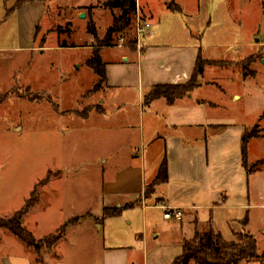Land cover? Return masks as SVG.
Listing matches in <instances>:
<instances>
[{"label":"rangeland","instance_id":"374dc122","mask_svg":"<svg viewBox=\"0 0 264 264\" xmlns=\"http://www.w3.org/2000/svg\"><path fill=\"white\" fill-rule=\"evenodd\" d=\"M41 1L45 3L46 10L43 4L39 6L36 3ZM106 1L34 0L24 3L23 10H20L21 6L15 8L18 0H0V217H13L36 189L38 202L23 220V226L36 240L49 235L57 236L66 221H83L96 213L99 204L107 202L101 189L106 175L114 172V165L124 167L143 156L146 174L151 178L156 174L159 164L153 157L154 152L158 154L159 151V157L162 156L159 160L164 157L161 139L171 129L163 125L162 118L155 116V107L153 111H148L147 105H144L139 117L137 95L126 91L132 89L120 91V95L113 97V100L110 97L115 90H106V85L88 94L97 78L86 63L92 56L91 51L98 47V42L88 34L87 26L91 12L96 20L98 38L103 39L112 24V11L104 6ZM139 1L141 6L152 7L156 13L165 8L161 5L165 1L170 4L169 0ZM202 2L204 7L212 4L221 8L213 28H219L215 34L221 40L235 43L246 37L255 46L244 48L246 52L252 54L262 51L261 47L256 46L264 40V0H228L234 7H239L245 16L253 15L252 23L249 19L241 24L233 22L228 13L223 12L225 0ZM76 6L89 7L90 11H84L87 14L85 18L76 17ZM40 8L43 11L36 42L32 43L34 47L15 49L17 33L30 32L26 25L27 15L35 16ZM115 11L117 16L119 11ZM36 16L39 18V14ZM205 16L203 14L196 20L187 17L188 26L195 28L196 32L206 30L208 19ZM138 18L142 21L137 11L132 32L116 35L112 47L101 51L103 57L111 58L113 52L126 51L130 54L138 49L141 44L136 34ZM27 20L30 22L29 18ZM69 23L72 26H68ZM142 23L145 24V21ZM253 24L257 25L256 32L252 31ZM131 38L137 39L134 45L129 44ZM142 39L145 41V37ZM211 39L210 34L208 40ZM257 40H260L259 43ZM39 43L41 48H45L35 49ZM214 55L227 60L236 59L238 53L233 46L221 49ZM259 58L245 60L244 67L235 65L229 69L233 77L224 82L219 81V87L205 86L202 92L193 97L202 95L219 103L225 117H234L238 113L241 115L243 110L247 118L244 125L248 126V130L262 135L264 118L261 122L257 120L264 113V63L261 59L252 64ZM254 68L262 70L257 81H253L251 76ZM242 74L245 75V81L237 79ZM251 82L256 89L243 91L245 85ZM234 91L243 95L241 101H230ZM250 93H256L260 101L250 100ZM102 101L105 102L101 104L105 112L101 115L98 111ZM102 124L106 125L105 130H102ZM92 126L98 127L100 131H91ZM158 135L161 137L155 139ZM249 141L247 154L250 163H254L264 157V135ZM108 156L113 157L105 164L103 160H108ZM262 186H257L258 197L251 202L250 220L246 226L243 221H238L243 216L233 209L225 213L226 217H235L234 222L213 227L225 240L232 242H241L240 234L254 235L260 257L240 264H264ZM209 217L207 213L206 219L197 224L194 230L207 229L211 225ZM115 220V223L118 222L116 229L119 230L120 224L126 223L124 219ZM125 228L128 230L129 227ZM73 229L72 224L66 230ZM186 233L184 229L180 234L165 233L143 236L142 239L126 237L95 240H85V233L82 236L71 233L73 241L43 246L36 254L7 229H2L0 254L18 255V252L23 251L32 258L30 264H172L179 255L178 241L193 237L194 231ZM104 249L109 251L106 253Z\"/></svg>","mask_w":264,"mask_h":264},{"label":"crops","instance_id":"0c3cea01","mask_svg":"<svg viewBox=\"0 0 264 264\" xmlns=\"http://www.w3.org/2000/svg\"><path fill=\"white\" fill-rule=\"evenodd\" d=\"M36 3L40 4L39 6L43 4L45 10L47 9L43 1ZM137 3L140 18L151 26L144 35L145 41L143 39L140 41L141 44L136 51L130 54L126 51L113 52L111 58L102 56L106 68L105 89L115 90L110 99L113 100V97H117L122 90L132 89L126 91H132L137 95V114L140 117L145 107V92H151L157 85H183L190 82L195 77L199 57L209 62H226L228 66L208 65L195 78L198 86L183 98L173 103L159 98L147 105L148 111H153L155 107L157 109L155 116L162 118L163 125L171 129L161 139V144L164 146L163 153L168 161L169 181L156 183L154 193L145 197V189L153 183L156 175L153 174L154 177L148 178L143 156L135 163L132 161V164L124 167L114 165V172L106 175L101 189L102 196L107 199V202L103 201L99 204L97 214L92 213L88 219L73 224L74 229L66 230L60 242L73 241L70 237L71 233L81 236L85 233L83 236L85 240L126 237L142 239L143 236L165 235V233L180 234L184 229L188 234L194 231L197 224L206 219L207 213L210 216L212 228L234 222L236 218L226 217L225 213L233 209L243 216L241 220H238L239 222L247 218L249 223L251 202L258 197L257 186L260 184L263 185L261 196L264 200V181H262L264 170L260 173H247L243 165L241 140L243 134L249 129L244 125L247 118L245 119L243 110L241 115L238 113L240 116L225 117L219 103L212 102L202 95H199V98L193 97L202 92L205 86L219 87V81L224 82L229 77H233L234 74L229 69L235 65L244 67V61L251 57H260L257 62L252 63L253 65L264 59V40L256 46L261 47L262 51L252 52V54L244 49L255 47L246 37L245 40L241 39L235 43L221 40L215 34L219 28L213 29L216 26L214 21L217 22L215 17L221 8L208 3H206L208 7H204L202 0H173L174 5L180 8V12L172 11L166 1L161 4L165 8H161L162 11L158 13L152 10V7L141 6L139 0ZM23 6L20 10H23ZM76 8H78L77 18L85 10L90 11L89 7L76 6ZM222 9L224 13H228L233 22L238 24L247 22L249 19L251 23L253 21L252 14L245 16L239 7H234L228 0L227 2L225 0ZM42 11L41 8L36 11L39 18L36 16L38 14L27 15L26 25L29 26L30 32L17 33L15 49L27 50L34 47L32 43L36 42L37 25L39 27ZM115 13L116 11H112L111 15L115 16ZM90 14L93 22L96 23L91 12ZM203 14L208 19L206 30L196 32L195 28L188 26L186 18L196 20ZM255 30L257 25L253 24L252 31ZM210 34L212 39L208 40ZM259 41L256 42L259 43ZM233 46L238 53L236 59L222 60L224 58L218 59L220 57L214 55L221 49ZM43 48L40 47V43L37 48L35 47L39 50ZM261 71V68L253 69L251 75L253 81H257ZM244 76V74L242 77L238 75L237 79L245 81ZM251 84L252 82L246 84L243 91L256 89ZM252 98L260 101L256 93L249 94V99ZM242 99L243 95L239 92L234 91L230 95L232 103ZM101 104L105 102L102 101L99 104V113L102 115L105 109ZM263 118L264 113L257 121L261 122ZM104 127L106 125L102 124V130H105ZM91 131H100V129L92 126ZM159 137L161 136L158 135L155 139ZM112 157L108 156L109 159L103 160L104 163L107 164ZM153 157L156 163H159V167L162 161L159 160L162 157H159V151L158 154L154 152ZM246 157L250 162L247 153ZM262 174L263 177H260ZM113 207L122 209L121 214L101 221L103 211ZM174 208L182 210L183 217L179 220L165 219L164 209ZM216 210H218L217 214ZM115 219L119 221L124 219L128 225L120 224L121 229H116L118 222L115 223ZM23 220L22 224H24ZM125 225L129 227L128 230ZM184 239L181 238L178 241L179 255L177 257L182 255L181 245ZM104 251L107 253L109 250L104 249ZM26 254L23 251L18 252V255L0 254V264H30L32 258L30 259V256Z\"/></svg>","mask_w":264,"mask_h":264},{"label":"trees","instance_id":"16d2710c","mask_svg":"<svg viewBox=\"0 0 264 264\" xmlns=\"http://www.w3.org/2000/svg\"><path fill=\"white\" fill-rule=\"evenodd\" d=\"M30 1L34 0H18L15 8H19L24 3ZM169 1V8L174 12H180V8L174 5L173 0ZM104 6L111 11L117 10L119 13L117 16H112V24L106 30L102 40L98 38L96 24L89 16L87 31L88 34H90V36L98 42V47L91 51L92 56L86 63L89 69L93 70L97 78L94 83V87L88 92V94L97 92L102 85H106V68L105 63L102 60L101 51L105 48L112 47L116 35H120V33L122 34L125 32L130 34V32H132L133 19L138 11L136 0H107ZM68 26H72V23H69ZM136 41V38H131V40H129V44L134 45ZM64 46L68 47V45ZM254 58L251 57L250 60L253 61ZM208 65H216L220 67L228 66L226 62H209L202 60L201 57H199L196 63L195 77L190 82L183 85H157L151 92L144 95V105H149L153 102V100L159 98H164L169 103H173L177 99L183 98V96L187 95L198 86L195 78H197ZM263 135L264 134L261 135L256 132L246 130L242 136L243 165L247 173L262 172L264 170V157L254 163L248 162L246 157L248 143L250 142L249 140L261 138ZM162 159L163 160L161 161L155 174V180L145 189V197L154 193L153 189L156 183H167L169 181L168 161L165 156ZM31 194V197L26 201L25 205L13 217H0V230L7 229L14 237H16L17 240L21 241L28 248H32L35 253L38 254L43 246H56L64 236L67 227L78 221H66L60 228L57 236L49 235L43 239L36 240L34 235H32V233L22 224L24 217L38 202L36 189H34ZM121 211L122 209H118L116 207L105 209L102 213L101 221L110 219L111 217H117L121 214ZM243 223V225L246 226L248 224V219L244 218ZM192 236L193 237L188 240H183L181 245L182 255L175 258L172 264H190L191 262L195 264H240L241 262L258 259L260 257L257 240L252 234H240L241 242L227 241L223 235L220 234V232L218 233L214 231L210 225L207 229H203L202 231L195 229Z\"/></svg>","mask_w":264,"mask_h":264},{"label":"built area","instance_id":"2783aa9c","mask_svg":"<svg viewBox=\"0 0 264 264\" xmlns=\"http://www.w3.org/2000/svg\"><path fill=\"white\" fill-rule=\"evenodd\" d=\"M138 23H137V28H136V34H137V37L139 38V42H140V39H142L143 37H145L144 35L146 34V32L150 29V24L148 23H145L143 24L142 21L138 18ZM183 212L182 210L180 209H164V215L163 217L165 219H181L183 217Z\"/></svg>","mask_w":264,"mask_h":264},{"label":"water","instance_id":"95a60500","mask_svg":"<svg viewBox=\"0 0 264 264\" xmlns=\"http://www.w3.org/2000/svg\"><path fill=\"white\" fill-rule=\"evenodd\" d=\"M86 17V14L85 13H81L79 15V18H85ZM262 63H264V59H262Z\"/></svg>","mask_w":264,"mask_h":264}]
</instances>
